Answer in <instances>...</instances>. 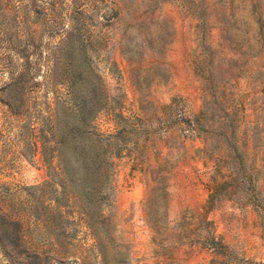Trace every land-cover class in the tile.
Wrapping results in <instances>:
<instances>
[{
	"label": "rangeland",
	"instance_id": "1",
	"mask_svg": "<svg viewBox=\"0 0 264 264\" xmlns=\"http://www.w3.org/2000/svg\"><path fill=\"white\" fill-rule=\"evenodd\" d=\"M76 20L111 97L98 221L71 148L57 177ZM260 36L264 0H0V264H264Z\"/></svg>",
	"mask_w": 264,
	"mask_h": 264
},
{
	"label": "trees",
	"instance_id": "2",
	"mask_svg": "<svg viewBox=\"0 0 264 264\" xmlns=\"http://www.w3.org/2000/svg\"><path fill=\"white\" fill-rule=\"evenodd\" d=\"M81 28L82 24L79 20L72 23L64 39L69 42L72 49L65 53L64 61L56 66V73L62 77L66 95L70 101L66 106L63 102L59 106L64 116H62L59 136L55 138L59 170L57 177L61 182L62 193H65L64 187L67 182L63 178L64 156L60 153L59 147L71 148L77 159L80 158L78 159L79 167L73 168V172L78 175L77 177L85 178L84 183H80L83 188L82 192L94 204L92 208L84 210V216L89 221H98L96 216L100 214L101 203L104 199L103 191L107 186L112 169V164L103 147L104 143L109 142L111 136H102L92 129L91 125L97 115L108 108L111 97L102 85L101 79L90 66V47ZM259 41V48L264 51V38L260 36ZM68 117H71L73 122H67ZM86 146L88 150L85 151ZM74 182L76 183V179ZM211 197L212 194H210V199ZM206 209L208 211L212 209L209 202Z\"/></svg>",
	"mask_w": 264,
	"mask_h": 264
},
{
	"label": "built area",
	"instance_id": "3",
	"mask_svg": "<svg viewBox=\"0 0 264 264\" xmlns=\"http://www.w3.org/2000/svg\"><path fill=\"white\" fill-rule=\"evenodd\" d=\"M178 118H181L182 117V113H181V111H179V113H178ZM189 128H187V129H185L184 130V132L185 133H190V132H192V129H191V126H188Z\"/></svg>",
	"mask_w": 264,
	"mask_h": 264
}]
</instances>
